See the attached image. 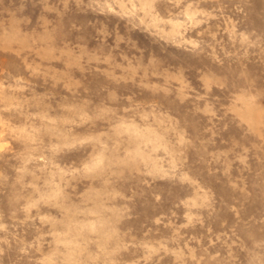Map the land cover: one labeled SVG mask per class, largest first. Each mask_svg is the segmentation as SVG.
Returning a JSON list of instances; mask_svg holds the SVG:
<instances>
[{
	"label": "rangeland",
	"instance_id": "374dc122",
	"mask_svg": "<svg viewBox=\"0 0 264 264\" xmlns=\"http://www.w3.org/2000/svg\"><path fill=\"white\" fill-rule=\"evenodd\" d=\"M0 264H264V0H0Z\"/></svg>",
	"mask_w": 264,
	"mask_h": 264
}]
</instances>
